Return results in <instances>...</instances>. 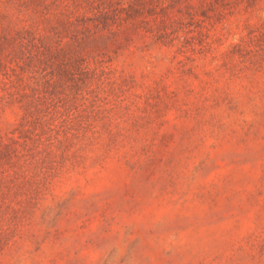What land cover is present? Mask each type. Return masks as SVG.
I'll list each match as a JSON object with an SVG mask.
<instances>
[{
  "label": "rangeland",
  "instance_id": "obj_1",
  "mask_svg": "<svg viewBox=\"0 0 264 264\" xmlns=\"http://www.w3.org/2000/svg\"><path fill=\"white\" fill-rule=\"evenodd\" d=\"M0 264H264V0H0Z\"/></svg>",
  "mask_w": 264,
  "mask_h": 264
}]
</instances>
